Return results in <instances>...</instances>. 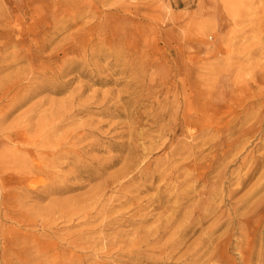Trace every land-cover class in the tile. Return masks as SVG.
Returning a JSON list of instances; mask_svg holds the SVG:
<instances>
[{
  "label": "rangeland",
  "instance_id": "1",
  "mask_svg": "<svg viewBox=\"0 0 264 264\" xmlns=\"http://www.w3.org/2000/svg\"><path fill=\"white\" fill-rule=\"evenodd\" d=\"M136 0H0V19L7 16L6 20L15 28L33 24L37 21L40 24L42 21L47 22L52 26L57 22V26L61 30L53 32L54 41L51 46H55L65 37L78 36L81 33V28H91L95 25H103L104 31L95 32L93 38L95 40L104 37H114L111 48H102L99 50L101 57H91L96 66L89 65L88 67L79 65V68L69 72L64 79L75 75V79L71 82L69 87L61 93H52L44 91L36 93L32 96L27 105L21 107L7 117L0 128H6L10 123H13L16 115L29 107L36 100L42 98H53L56 100H63L70 96L71 90L78 87L81 83L87 81L88 77L78 75L80 70L84 68L91 72H101V76H106L109 73L113 74L114 78L122 77L125 80H130L135 71L130 70V56L128 52L132 49L127 48L128 42L139 40L140 43L151 42L157 40L159 42L158 52L167 56V61L161 62L159 67V74L169 72V67L181 70V59L185 56L189 57V66L193 75V87L189 90L193 100L192 105V120L188 127H184L181 111L170 114L164 121L167 128L173 127L175 139H183L184 133L187 132L191 137H187L189 141L188 148L189 155L192 157L185 160L189 167L192 168V178L186 179L183 173L184 168L181 167L184 159L180 154L173 156L171 162L167 165L169 174L166 186L160 192L161 206L155 211V216H148V220L143 222V229L147 230L153 227V223L158 215L166 216L175 211L177 216V223L173 225L167 233L162 234L161 240L158 243H151L150 247H158L165 243L172 234L179 236L182 229V223L185 224L190 219H197L200 214L207 213L206 206L208 203H220V209L225 223L214 232V236H221L223 242V256L219 261L204 264H243L240 258V244L238 236L241 231H246L252 235V231L257 228V237L255 238V253L254 257L250 258V264H264V260L258 259L259 250H264V179L260 180L264 175V156L260 161L253 162L251 159L242 162L243 157L251 158V156H258L264 152V126L260 129L259 124L254 123L255 119L244 120L240 122L237 115L245 112V109L258 104H264V95L256 98H249L253 92L259 93V87L255 85L254 80L259 82L264 80L263 74L259 73V68L264 62V51L260 44H257V39L254 37L255 24L259 8L264 6V0H189V5L185 6L182 2L179 7L170 6L171 0H143L146 10L152 13H159L160 17L155 20L139 19L133 17L126 11V2ZM184 2V0H182ZM177 19V23L168 22L169 17ZM166 21V22H165ZM9 23V24H10ZM49 29H51L49 27ZM29 32V31H26ZM83 32V30H82ZM23 34L16 31L13 35ZM47 34L39 33L33 35L34 40H42ZM91 36L85 35L84 39L89 41ZM119 37V38H118ZM77 41L79 42V38ZM188 40L186 42L185 40ZM0 40H4L0 38ZM130 43V44H131ZM189 47L184 49V45ZM29 42H26V48ZM69 46V45H68ZM18 47L11 46L10 50H16ZM148 46L139 44V49L135 51V55L142 57L148 50ZM50 50V49H49ZM81 51L75 52V56L79 55ZM154 54H151V56ZM8 60H12L10 57ZM18 63L11 67V72L15 68L21 67ZM176 63L178 65H176ZM180 63V64H179ZM51 62L48 60L44 67H47ZM213 68L212 74H208L209 69ZM9 70L0 74L3 76ZM257 72V74L255 73ZM77 75V76H76ZM165 76V75H164ZM211 76V77H210ZM179 79V75L175 80ZM217 87L221 90L224 99L219 103L214 101L217 109L213 111L214 115L205 113V107L208 105L204 101V94L209 89ZM117 87L118 89L125 88V83L116 86L114 83L109 84H94L88 89L81 98H85L96 90H106L108 88ZM254 87L256 88L253 91ZM135 88V86H133ZM145 93V91L143 92ZM142 93V94H143ZM116 94V93H115ZM113 94L112 100H115ZM183 93L178 92L176 97L181 100ZM5 96L0 99V111L9 103L11 95L3 94ZM102 94L99 95L101 99ZM175 97L171 96V99ZM175 97V98H176ZM139 98H146L141 95ZM252 99V100H251ZM146 106L142 107V111H149L155 108L152 103L145 101ZM44 104L43 106H46ZM133 108V103L128 107ZM85 113L76 115L75 120L67 124L65 130L81 122L85 118ZM236 116V119L231 120ZM108 121H128L126 117H121L117 113L111 117H104ZM175 118L178 120L174 121ZM143 123L146 126H151V121L144 118ZM217 124L221 128L220 132L209 128V124ZM253 123L252 138L245 136L244 130H247ZM182 124V125H181ZM107 126V125H106ZM227 127H231L229 130ZM209 128V129H208ZM122 128H118L121 131ZM141 137L138 141V151L135 153L140 158V162L147 160H155L158 157L162 159L168 158L164 150L153 149L151 154L146 155V148H151L152 144L145 136L153 131V129L143 130L139 128ZM34 130L31 131V135ZM243 136L244 138H240ZM95 137L91 136V139ZM172 138L167 134L164 139ZM128 139V136L114 137V140ZM237 139L243 141L237 144ZM205 144V145H204ZM256 144H261L260 149L255 148ZM16 145V140L9 141L5 135L0 138V150H12ZM157 146V143H155ZM8 146V147H6ZM200 148H203L202 155ZM123 151H114L104 149L102 151H93L97 156H107L111 154L121 153L126 155L129 149L124 148ZM31 155H37V150L33 149ZM185 153L183 156H187ZM203 155H207L209 160L203 159ZM250 155V157H248ZM155 165V164H154ZM212 165V166H211ZM121 163L114 166L111 171L119 169ZM192 166V167H191ZM213 166H221L216 170L210 169ZM250 168L252 170L250 171ZM223 169L224 174L220 175L223 184V192L221 193V200L212 199L211 193L215 191V182L217 180V173ZM63 172L67 168L61 169ZM249 172V177L245 178ZM44 175L32 177L26 181L25 185L14 182L10 188L0 185V201L3 203V197L7 195V207L0 205L4 213L0 215V264H78L73 263L71 259L76 256H82L84 261L82 264H184V260H179L178 257L184 253L188 248L193 249L201 242L205 235L200 225L195 224L186 236L185 242L181 245V249L174 253L173 258H161L160 254H154L148 248L150 240L153 238V232L143 231L139 234H134V230L138 228L136 225H123L116 230L125 234V248L129 249L132 246L131 240L136 239L140 235L141 245L148 251L135 252L133 259L127 261L131 255L123 254L122 257L116 258L114 255L106 254L105 250L102 252V246H97L94 252L87 251L74 247L69 244L73 239V234L83 228L82 219H72L71 207L65 206L62 209L66 212V217H62L60 211H52L51 215L46 216L55 207V201L51 199L63 200L69 199L74 195L83 194L96 181L86 185V187L77 189V191H70L67 193L53 194L50 196H43V189L41 184L36 183V189L33 194L29 190V183L45 179ZM241 178H245L241 181ZM198 180V181H197ZM260 180V181H259ZM163 185V180L160 178L156 181V185ZM191 192V199L188 201L182 199L180 194L184 190ZM17 191L21 195L22 200H18L13 196V192ZM155 188L145 191L142 196L146 197L151 194H156ZM24 195V196H23ZM109 200L107 201L108 204ZM49 206L47 209L46 207ZM81 205H78V207ZM126 207V206H125ZM125 207L116 206L111 208L107 213H103L97 217L95 222L88 224V226H95L103 219H108V216L115 215ZM45 210L42 216H37L36 211ZM148 210L142 211L140 215L135 218L144 217V213ZM6 212V213H5ZM1 214V212H0ZM126 216L133 214L128 210ZM45 216V217H44ZM133 217V216H132ZM259 224H258V220ZM212 219L203 225V228L211 223ZM87 227V228H89ZM199 227L197 230L196 228ZM84 228V229H87ZM145 228V229H144ZM153 229V228H152ZM100 229L91 233L92 236L110 235L111 230ZM151 230V229H150ZM43 241L48 246L46 251H37L30 248L29 241ZM134 239V240H135ZM52 241H57L56 245ZM130 241V242H129ZM239 242V247L237 246ZM248 243L244 241L243 250L246 251L249 247ZM36 244L33 241L34 245ZM123 245V244H122ZM261 246H263L261 248ZM143 249V250H144ZM157 251V250H156ZM77 258V257H76ZM95 258L98 260L96 261Z\"/></svg>",
  "mask_w": 264,
  "mask_h": 264
},
{
  "label": "bare ground",
  "instance_id": "2",
  "mask_svg": "<svg viewBox=\"0 0 264 264\" xmlns=\"http://www.w3.org/2000/svg\"><path fill=\"white\" fill-rule=\"evenodd\" d=\"M181 2L185 6L190 3L189 0H184V2L182 0H171L170 6L179 7ZM124 6H126L128 14L139 19L155 20L160 17L159 13L148 12L143 0H136L135 3L129 1ZM256 16V21L258 20L259 23L255 24L252 32L255 34L254 37L257 39V44H260L264 51V6L259 8ZM6 17L3 16L0 19V38L4 39L0 40V74L6 70L9 71L7 74L0 76V99L5 97L3 94H10L11 97L9 103L0 111V127L11 112H15L27 105L26 103L36 93L44 91L61 93L65 91L75 79V75L70 76L68 79H64V77L69 72L78 69L79 65L85 67L93 65L95 67L97 64L91 60V57H101L99 50L111 48L112 41L115 39L108 36L95 40L96 36L93 38L94 33L105 30L103 25L99 26L97 24L88 29L82 27L81 33L76 36L79 38V42L72 35L71 37H65L51 48L54 41L53 32L61 30L57 26V22L50 26L47 22L42 21L38 24L36 21L33 24L15 28L6 20ZM177 21L172 16L168 20V22H173V24L177 23ZM16 31L23 34H19L15 39L13 34ZM39 33L47 35L40 41L34 40L32 36ZM85 35L91 36L89 41L84 39ZM185 41L188 42L187 39ZM26 42H29L27 48ZM128 43L126 49H132L131 53L127 51L132 56L128 68L135 71L132 74L134 76L130 80H125L122 77L114 78L113 74L115 72L101 76V72L90 73L84 68L79 71L78 75H84L88 79L72 89L70 96L63 100L53 98L36 100L22 112H19L13 123H10L6 128H0V138L5 135V138L9 141L16 140V145L12 150H3V148L0 150V185L6 187L8 184L12 185V183L17 182L21 187L30 178L44 175L45 179L36 181L35 184L34 182L29 183V190H32L30 194L34 193L37 183L42 185V195L50 196L77 191V189L86 187V185L96 181L97 183L83 194L74 195L69 199L50 200L51 202L55 201L56 206H50L52 210L46 216L51 215L52 211H57L58 209L61 216L66 217V212L62 208L70 206L71 215L69 219H82L84 227L73 234V239L69 241L70 245L87 249V251L91 252H94L95 248L101 245L102 252L105 250L106 254L114 255L116 258L122 257L123 254L131 255L126 258L127 261L139 260L138 257L133 258L132 255L135 252L140 253L149 249L154 254L159 252L158 256L161 258L168 257L172 259L174 253L178 252L182 247L181 245L186 241L185 236L194 229L195 224H198L205 231L204 237L196 247L193 249L188 248L178 259H183L184 264H204L205 262L219 261L223 256V242L225 241L221 239V236H214L215 230L222 227L225 223L219 206L220 203H208L206 214H200L197 219H190L186 224L183 222L182 229H179L181 235L174 236L175 234H172L165 243L158 247L152 248L150 244L158 243L162 234L167 233L177 223L175 211L166 216L158 215L153 227L150 228L151 230H142L143 222L148 220V216H155V211L161 206L160 192L166 186L169 174H174V170L167 173L169 169L167 165L172 159H175L173 156L176 154L182 156V159H184V163L181 166L184 168L183 173L186 175V179L192 178V168L185 162V160L187 161L192 157V155L188 154L192 147L188 148L190 145L187 140V137L191 136L185 132L183 139H175V134L172 131L174 128L170 127L168 129L164 121L170 114H178L181 111V119H183L181 123L183 126L188 127L191 123L193 100L189 90L192 89L194 80L189 66V57L185 56L180 60L181 70L170 66L169 72H164V76L159 74L157 68L163 60L164 62L167 61V56L164 55L162 58V55L158 52L159 42L157 40L146 41L145 43L134 40L133 43L131 41ZM139 44L149 48L142 57L135 55V51L139 49ZM11 46L18 47V49L10 50ZM188 47V44L184 45V49ZM77 50L81 51V53L75 56ZM151 54L154 55L151 56ZM10 57L12 60H8ZM48 60L51 64L44 67ZM21 62H23L21 67L15 68L11 72V67ZM176 65L178 64L176 63ZM213 70V68L209 69L207 75L209 73L212 74ZM260 72L264 77V62L259 68ZM255 73L257 74V72ZM177 75H179V79L175 80ZM111 82L116 86L125 83V88L93 89L88 96L81 98L92 85L96 83L109 84ZM254 83L260 89L259 93H252L253 95L249 97L252 99L264 95V80L259 82L255 79ZM255 89L254 87L253 91ZM144 91L145 93H143ZM178 92L183 93L181 100L176 97ZM100 94H102L101 99H99ZM113 94H115V100H112ZM141 95H145L146 98H139ZM173 95L176 98L173 97L171 99ZM223 99L224 95L222 97L221 90L214 85V88L209 89L204 94V101L208 104L205 107V113L214 115L213 111L217 109L214 101L218 100L217 102L220 105ZM145 101L151 102V106L156 107L149 111H142L141 108L146 106ZM131 103H133V108L129 109L128 107ZM44 104L47 105L43 106ZM79 113H85V118L65 130L66 125L75 120L76 115ZM116 113L129 120L124 122L118 120L108 121L104 118L111 117ZM144 118L151 121V126H146L143 123ZM237 118L240 119V122L255 119L254 123L259 124L261 129L264 126V104L252 106L250 109L246 108L244 113L240 116L237 115ZM235 119L236 116L231 122ZM176 120L178 118L174 119V121ZM217 124H209V128L211 127L214 131L220 132L221 128ZM251 125L247 130H244V134L252 138L254 136L251 134L253 123ZM119 127L122 130L117 132ZM139 128L144 131L153 129L145 136L152 144L151 148L145 149L146 155L151 154L153 149L160 148L167 153L168 158L162 159L158 157L155 160L148 158L140 162L141 157L135 155L138 151V141L141 137ZM227 128L231 130V127ZM32 130H34V133L31 135ZM167 134H170L172 138L164 139ZM91 136L95 138L91 139ZM115 136H128V139L114 140ZM240 138L244 137L240 136ZM242 141V139H237V144ZM155 143H157V146ZM261 146V144H256L255 148L260 149ZM127 147L129 153L126 155L117 153L101 157L93 154V151H102L104 149L121 152L123 151L122 149ZM33 149L37 150V155H31ZM203 150V148H200L201 155ZM185 153L188 155L183 156ZM263 156L264 152L258 156L252 155L251 158L243 157L242 162L246 163L245 161L249 159L257 162ZM203 159L209 160V157L203 155ZM119 163H121L120 168L111 171ZM220 167L213 166L210 171ZM62 168H67V170L63 172ZM251 170L252 168H250ZM222 174H224L223 169H220L214 185L216 190L211 193L212 199H215L216 202L221 200V193L223 192L221 188L223 184L220 179ZM160 176L163 180V185H156V181ZM248 177L249 172L245 178ZM245 178H241V181H244ZM262 179H264V175L260 180ZM10 187L8 186V188ZM152 188L156 189V194L146 197L142 196L145 191ZM191 192L193 193V189L190 192L184 190L181 192L180 197L188 201L192 198ZM13 196L20 201L23 198L17 191L13 192ZM7 201V195L5 194L3 203L0 201V205L7 207ZM78 205L81 206L78 207ZM116 206L126 207L121 212L108 216V219L101 220L98 225L88 226V224L95 222L101 214L107 213ZM128 210H131L133 214L126 216L125 213ZM145 210L148 211L144 213V217L135 218ZM0 212V215L4 213L2 207ZM44 212L45 210H38L36 215L42 216ZM211 219V223L203 228V225ZM259 221L260 219L258 224ZM125 224L136 225L138 227L134 230L136 235L143 231L153 232L151 234L153 238L149 239V235L146 236V241L150 240L149 249H144L143 245H141V237H145V235H140L136 239L134 238L135 240L129 241L132 246L129 249L125 248V242L128 239H125L123 232L116 230V228ZM257 228L252 231V235L246 231L239 233L238 241H241L239 254L243 264H250V258L254 257ZM98 229H100L99 231L108 229L112 232L110 235L92 236L91 233ZM33 241L36 244L32 245ZM33 241H29L32 250L46 251L48 246L46 243H42L43 241L40 240L36 242V239H33ZM244 241L248 242L245 244L249 245L246 251L243 250ZM239 242L237 244L238 247ZM52 244L56 245L57 241H52ZM76 257L71 259V261L82 264L84 258L82 256ZM258 259L259 261L264 260V250H259ZM95 260L97 261L98 259L95 258Z\"/></svg>",
  "mask_w": 264,
  "mask_h": 264
}]
</instances>
